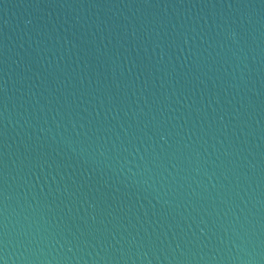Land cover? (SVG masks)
Here are the masks:
<instances>
[{
    "label": "water",
    "instance_id": "1",
    "mask_svg": "<svg viewBox=\"0 0 264 264\" xmlns=\"http://www.w3.org/2000/svg\"><path fill=\"white\" fill-rule=\"evenodd\" d=\"M0 264H264V0H0Z\"/></svg>",
    "mask_w": 264,
    "mask_h": 264
}]
</instances>
